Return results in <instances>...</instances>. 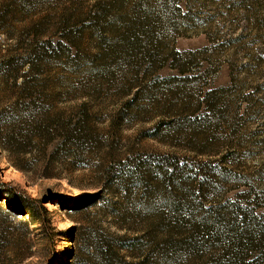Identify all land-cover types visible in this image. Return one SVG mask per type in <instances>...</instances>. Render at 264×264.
<instances>
[{
	"label": "rangeland",
	"instance_id": "rangeland-1",
	"mask_svg": "<svg viewBox=\"0 0 264 264\" xmlns=\"http://www.w3.org/2000/svg\"><path fill=\"white\" fill-rule=\"evenodd\" d=\"M0 181V264H264V0H0Z\"/></svg>",
	"mask_w": 264,
	"mask_h": 264
},
{
	"label": "trees",
	"instance_id": "trees-1",
	"mask_svg": "<svg viewBox=\"0 0 264 264\" xmlns=\"http://www.w3.org/2000/svg\"><path fill=\"white\" fill-rule=\"evenodd\" d=\"M29 124L27 132L19 133L20 136L27 137L25 148L27 146L30 147L34 143V140H40L48 144L50 141L54 142L56 138L59 140L57 147H64L72 143L74 138L79 134L75 126L60 128L49 124V122L42 121H37V123L29 122ZM46 130L47 134H45ZM0 199L6 200L10 208L13 207L17 211L20 210L19 213L31 215L40 224L50 242L62 232L54 227L53 218L50 216L51 211L46 206L47 202L53 201V197L49 199L48 197H33L20 186L16 187L10 183L0 181Z\"/></svg>",
	"mask_w": 264,
	"mask_h": 264
}]
</instances>
